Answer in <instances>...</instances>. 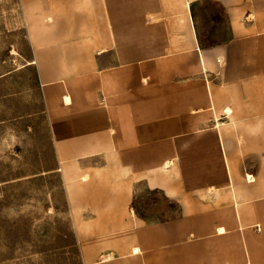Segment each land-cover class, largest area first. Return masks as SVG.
I'll return each instance as SVG.
<instances>
[{
	"label": "crops",
	"instance_id": "obj_1",
	"mask_svg": "<svg viewBox=\"0 0 264 264\" xmlns=\"http://www.w3.org/2000/svg\"><path fill=\"white\" fill-rule=\"evenodd\" d=\"M24 1L82 262L264 264V0Z\"/></svg>",
	"mask_w": 264,
	"mask_h": 264
},
{
	"label": "rangeland",
	"instance_id": "obj_2",
	"mask_svg": "<svg viewBox=\"0 0 264 264\" xmlns=\"http://www.w3.org/2000/svg\"><path fill=\"white\" fill-rule=\"evenodd\" d=\"M28 6L0 0V264H84L79 208L68 195L33 62ZM161 201L143 191L134 206L146 217Z\"/></svg>",
	"mask_w": 264,
	"mask_h": 264
},
{
	"label": "bare ground",
	"instance_id": "obj_3",
	"mask_svg": "<svg viewBox=\"0 0 264 264\" xmlns=\"http://www.w3.org/2000/svg\"><path fill=\"white\" fill-rule=\"evenodd\" d=\"M136 250V249H135Z\"/></svg>",
	"mask_w": 264,
	"mask_h": 264
}]
</instances>
